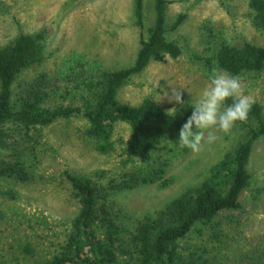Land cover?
<instances>
[{
	"label": "trees",
	"instance_id": "trees-1",
	"mask_svg": "<svg viewBox=\"0 0 264 264\" xmlns=\"http://www.w3.org/2000/svg\"><path fill=\"white\" fill-rule=\"evenodd\" d=\"M150 2L153 14L148 24L146 1L132 0L138 47L133 61L119 68H108L98 57L71 51L53 68L26 75L45 58L47 30L18 29L0 43V178L22 183L36 179L42 130L59 118H81L79 137L100 152L112 149L116 122H126L130 129L124 149L146 164H132L107 175L100 170H65L77 212L62 236L49 242L50 255L25 264H264V247L242 251L236 222L229 225L222 220L243 209L240 193L251 181L248 164L253 144L264 137V111L258 101H253L247 122L237 123L245 132L243 139L215 161L201 180L137 218L132 227L122 221V209L111 197L117 189L159 179L175 155L188 151L177 143L179 130L193 111L185 94L184 103L175 102L170 116L151 97L138 104L117 97L119 89L150 61H165L182 52L170 33L177 30L186 13L179 11L171 17L170 0ZM246 15L256 29L264 30V0H247ZM200 29L201 48L191 57L206 72L214 65L237 77L264 71V44L247 39L231 43L205 22ZM0 194L8 200L17 198L11 189ZM12 207L0 208L1 231L8 225L24 227V218L17 216L23 215ZM204 225L210 227L209 238L194 240L193 233ZM4 240L0 241L2 250ZM233 244L239 253H234ZM7 246L13 250L14 243ZM19 246L27 255L34 253L29 242Z\"/></svg>",
	"mask_w": 264,
	"mask_h": 264
},
{
	"label": "rangeland",
	"instance_id": "rangeland-1",
	"mask_svg": "<svg viewBox=\"0 0 264 264\" xmlns=\"http://www.w3.org/2000/svg\"><path fill=\"white\" fill-rule=\"evenodd\" d=\"M145 1L146 23L149 24L152 7L150 0ZM0 4L3 5L0 43L18 29L47 30L45 58L41 64L29 68L26 75L37 69L53 68L71 51L86 53L89 58L98 57L108 68H119L133 61L138 34L132 24V0H0ZM246 10L247 0H170L169 16L179 11L186 13L181 25L170 33L181 45V54L168 56L165 61H150L119 89L118 99L138 104L145 97H151L170 110L175 101L169 102V97L175 89L192 103L209 83V72L191 57L201 48L202 23L212 25L231 43L239 44L247 39L264 44V30L251 24ZM239 79L244 94L260 102L264 111V71ZM82 124L78 117L59 118L42 130L43 143L39 147L35 180L22 183L0 178V191L11 189L17 193L14 200L0 194V208H7L9 204L23 215L17 216L25 220L22 228L8 225L0 229V241L5 238L4 249L0 248V264H25L50 255L49 242L62 236L78 209L63 174L65 170L82 173L100 170L107 175L132 164L146 165L141 158H131L124 149L130 129L126 122H116L113 147L107 152L96 150L89 141L79 137L77 129ZM209 133L217 137L214 142H207ZM244 134L238 125L228 135L216 128L209 129L198 154L190 149L178 153L159 179L113 191L111 197L122 209V221L132 227L137 218L153 212L185 187L197 183L215 161L243 139ZM248 169L251 181L240 193L243 209L224 215L222 219L223 224L236 222L237 230L241 231L239 245L247 252L264 247V137L253 144ZM164 180L166 183L161 185ZM209 236L207 225L200 226L192 235L194 240ZM8 242L14 243L13 250H8ZM22 242L34 246L31 256L19 246ZM232 248L234 253H239L237 245L233 244Z\"/></svg>",
	"mask_w": 264,
	"mask_h": 264
},
{
	"label": "clouds",
	"instance_id": "clouds-1",
	"mask_svg": "<svg viewBox=\"0 0 264 264\" xmlns=\"http://www.w3.org/2000/svg\"><path fill=\"white\" fill-rule=\"evenodd\" d=\"M172 101L182 105V93L173 89L169 97V102ZM252 103L251 97L244 94L239 77L214 65L209 72V83L192 102L193 111L180 128L177 143L198 154L209 129L230 134L237 123L247 122ZM174 111L175 108L168 110L167 115H173ZM216 139L211 133L207 136L209 143Z\"/></svg>",
	"mask_w": 264,
	"mask_h": 264
}]
</instances>
